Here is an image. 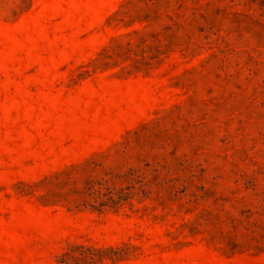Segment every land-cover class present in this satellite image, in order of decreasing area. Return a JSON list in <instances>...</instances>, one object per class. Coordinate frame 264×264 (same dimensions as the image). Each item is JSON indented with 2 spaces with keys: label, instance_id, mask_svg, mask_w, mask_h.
<instances>
[{
  "label": "rangeland",
  "instance_id": "obj_1",
  "mask_svg": "<svg viewBox=\"0 0 264 264\" xmlns=\"http://www.w3.org/2000/svg\"><path fill=\"white\" fill-rule=\"evenodd\" d=\"M0 264H264V0H0Z\"/></svg>",
  "mask_w": 264,
  "mask_h": 264
}]
</instances>
